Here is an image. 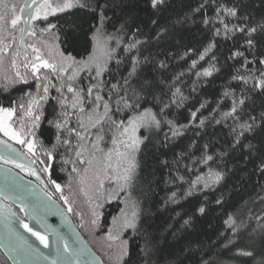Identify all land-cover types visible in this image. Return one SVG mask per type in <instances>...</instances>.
Masks as SVG:
<instances>
[{
	"label": "trees",
	"instance_id": "trees-1",
	"mask_svg": "<svg viewBox=\"0 0 264 264\" xmlns=\"http://www.w3.org/2000/svg\"><path fill=\"white\" fill-rule=\"evenodd\" d=\"M18 1H23L24 4V0ZM12 2L3 0L8 7ZM97 2L102 3L103 0H81L86 7L49 16L48 22L56 25L51 31L41 32L40 29L46 28L47 24L33 22L32 27L37 34L28 36L24 48L20 46L19 30L11 35L7 32L0 35V48L6 47V54L0 52V59H3V65H0V103L8 106L12 100L19 102L26 99V92H35V83L31 81V77L30 84L13 83L18 80L16 71L22 74L26 71L23 68L24 55L27 54L29 58L33 55L31 48L27 47L29 44L39 47L42 56L50 62L58 63L61 53L64 57L71 55L76 61L87 59L93 53L94 46L95 55L98 58L104 57V44L94 39L97 15L90 10ZM126 2L132 13L129 22H134L141 29L140 35L135 38H151L153 52L160 53L159 59L168 64L165 78L171 81L173 77L181 76L173 91L179 89L176 98L179 100L182 94L183 102L179 107L173 105L166 116L175 125L183 126L179 128L180 134L172 136L166 124L160 129L141 128L137 132V136L142 139L150 138L141 144L137 154L145 171L144 178L137 182L133 195L140 201L141 209L147 217L145 227L150 233L153 248L151 264H173L177 259L180 264H260L264 260V233L259 230V226L264 224V176L258 169L264 159V134H258L256 139L251 140L260 148V152L251 157L247 148L240 146L223 159L218 154L233 143L230 130L237 123L226 116L231 111L233 99L223 97L226 86L231 85L239 98L246 99V107L241 113L243 119L246 120L249 114L258 117L264 113V96L254 95L247 99L246 94L236 87L237 81L232 80L234 75H247L249 70L257 75V70L264 71V65L256 63V60L264 59V0H218V3L227 8L239 7V18L223 17L227 29L216 18L213 8L194 14L193 10L202 0H164L156 9L152 8L151 0ZM107 14L111 16L112 12ZM206 18H212L214 22L203 23ZM152 21L156 23L153 24ZM217 28L220 29L219 35L215 34ZM242 28L257 29L255 33H251L254 43L252 49H248L246 44L249 32H241L239 29ZM113 31L111 25L106 26L107 33ZM107 46L114 49V58L123 59L127 55L122 51L123 45L117 47L114 42H110ZM17 50L20 51L17 57L18 67L13 68L10 59ZM237 51L243 52L244 56L232 58ZM193 62L196 64L195 68L192 67ZM69 64V61L64 62L65 67H69ZM109 67H115V59L109 63ZM205 70L211 71L212 75H196ZM71 74L70 68L68 73L62 75L66 78ZM118 78L116 74V79ZM102 79L116 82V79L107 74ZM89 83V73L79 72L77 86L86 88ZM51 95H57L54 89L51 90ZM165 102H168L167 98ZM202 104L204 107H201ZM54 106V102L45 105L44 115L47 119L42 120L37 131L36 156L27 155L31 160H36L35 165L39 171L43 167L39 159L46 160L51 165V178L61 184L65 195L70 196L74 212L87 213L88 199L94 195L91 182L80 185L73 180L71 189L69 188L70 176H75L71 173L74 153L60 148L58 153H54V159L48 160L43 155V149L39 148V141L50 147L55 135V129L47 122L54 119ZM71 111L69 108V112ZM193 112L196 113L195 117L192 116ZM124 115L117 113L112 118L121 119ZM83 119L90 127L88 117L84 116ZM97 120L104 123V130L107 131L109 122L105 121L102 109L92 115V122ZM201 121L204 122L203 125ZM14 125L18 127V123ZM75 125L76 118L73 116L70 126ZM241 139L244 145L248 144V139ZM75 143L74 139L73 144ZM16 145L26 153L24 146ZM205 145L208 147L205 148ZM100 147L105 151L112 147L109 136L106 135L105 141L100 142ZM205 152L213 155L215 162L209 161L208 165L196 163ZM115 161L116 158L113 157V167ZM210 169L224 172V179L207 185L203 180L199 184L192 183L197 176L207 174ZM41 174L47 182V174ZM102 179L104 189L101 191H112L115 180L106 177ZM47 184L53 197L67 209L64 202L59 200V193H55L50 183ZM81 187L88 191V196L80 191ZM126 199L124 193L120 194L119 199L115 196L101 199V207L98 209L101 215L99 224L95 227L87 223V216L84 226H81L80 217L70 213L82 235L105 264H124L120 258L121 242L108 240L105 234L112 217L119 215L120 209L125 207L123 201ZM201 207L205 208L204 213L199 212ZM123 240L128 241V248L136 264H141L140 247L145 243L143 233L125 230L121 234V241ZM240 251H250L253 255H240ZM0 264H10L1 251Z\"/></svg>",
	"mask_w": 264,
	"mask_h": 264
},
{
	"label": "snow or ice",
	"instance_id": "snow-or-ice-1",
	"mask_svg": "<svg viewBox=\"0 0 264 264\" xmlns=\"http://www.w3.org/2000/svg\"><path fill=\"white\" fill-rule=\"evenodd\" d=\"M162 3H164V0H151L153 9H156ZM32 5H35V7L24 0L23 7L18 8L16 4H12L9 8L8 5L3 3V0H0V35L5 32L11 35L19 30L21 33L29 31L30 35L35 36L37 33L34 27L31 29L20 27L22 23L32 25L33 22H45L47 24L46 28H42L40 31H51L56 25L48 22L49 16H56L77 7H86L85 4L81 3V0H32ZM129 8L130 5L126 0H103L102 3L97 2L94 6H91L90 10L97 15V25L94 26V39L102 42L105 46L103 58H98L95 55L94 46L93 53H90L87 59L76 61L71 55L64 57L61 53V60L58 63L50 62L49 59L42 56L41 49L35 44L27 45L28 48H31L33 55L31 58L27 54L24 55L23 68L26 71L23 74L16 71L15 76L18 80L13 81V83L30 84L29 77H31V81L35 83V92H26L24 94L26 99L19 102L12 100L8 106L0 103V134L6 138L0 139V145L3 146L5 153L0 155V160L7 164L10 162L16 163L13 158L14 154L22 157L27 154H31L33 157L36 156L38 148L37 131L40 129L42 120L47 119L44 115L45 105L54 102V119L47 122L55 129V135L50 147L46 146L43 141H39V148L43 149V155L48 160H53L54 153H58L60 148L74 153L75 159L71 161L74 166L71 168V173L75 176H70L69 188L71 189L73 180L80 185L91 182V191L94 195L88 199V212H74L70 196L65 195L61 184L51 178V165L46 163V160L37 158L39 163L43 165L40 171L48 176L47 183L54 187L55 193H59V200H62L67 206V212L80 217L81 226H84L85 216H87L89 225L98 226L101 215L98 212L101 207L99 201L110 196L119 199L120 194L124 193L127 197L123 201L125 207L120 209L119 215L112 217V222L107 225L105 235L108 240L121 242L120 258L124 264H136L133 254L128 248V241H121V234L128 229L137 234L143 233L145 243L140 247L141 264H151L153 248L150 233L148 228L145 227L147 217L141 209L140 201L133 195L137 182L144 178L145 171V166L137 159V154L140 152L141 144L150 138L144 137L142 139L137 136V132L141 128L160 129L163 124H166L169 126L172 136L179 135V128L183 126L175 125L173 121L167 120L166 116L173 105L180 106L183 97L181 94V98L178 100L176 97L179 89L173 91L181 76H175L171 81L165 78L168 64L159 59L160 53L153 52L151 38L148 37L143 40L135 38L140 35L141 29L134 22H129L132 16ZM206 8H213L216 18L219 19L221 24L225 25V29H227V24L223 17L239 18L238 6L227 8L222 3H218V0H202L193 12L194 14L201 13ZM17 11L22 14L27 12V19L22 20V16L17 15ZM109 11L112 12L111 16L107 14ZM213 22L212 18H206L203 21L205 24H212ZM152 23L155 24L156 21H152ZM108 25H111L113 32H106V26ZM239 30L249 32L246 44L248 49H252L254 43L251 33H255L257 29L242 28ZM219 33L220 29L217 28L215 34L219 35ZM110 42H114L117 47L123 45L122 51L126 52L127 55L123 59L114 58L112 55L114 49L107 46ZM0 52L6 54V47L0 48ZM19 55V50L13 53L10 59L11 67H18L17 57ZM49 56H51V53H49ZM243 56V52L237 51L233 53L232 58ZM114 59L115 67H109V63ZM201 59H203V56ZM65 61L70 62L69 67L64 66ZM246 63H251V61H246ZM256 63L264 65V59L256 60ZM0 65H3V59H0ZM121 66H123L122 70ZM192 67H196L195 62H193ZM70 68L72 74L67 75L65 78L62 74L68 73ZM42 70L48 71L44 72ZM81 71L89 73L90 83L86 88L77 86V76ZM257 71L258 75L249 70L247 75H234L232 77V80L237 81L236 87L240 88L241 93L246 94L247 99H251L254 95L264 96V71ZM105 74L112 76L113 79H116V74H118L119 78L116 79L115 83H112L102 79ZM196 75L208 77L212 75V72L205 70L202 74L196 73ZM53 89L57 93L55 96L51 95ZM223 97L233 98L231 111L226 113V116L236 120L237 123L230 130V134L233 135V143L224 152L218 154L219 158L223 159L231 151H235L237 146L246 147L249 157L259 153L260 148L253 144L251 140L256 139L258 134H264V113H261L258 117L249 114L246 120L243 119L241 113L246 107V99L239 98L231 85L226 86ZM166 98L168 102H165ZM113 103L115 108H113ZM201 107H204V105L202 104ZM69 108L72 109L71 112H69ZM101 109L105 121L109 122L107 131L104 130L103 122L99 120L92 122V115H95ZM117 113L125 114L124 118L113 119L112 116ZM73 116L76 118V125L70 126V119ZM84 116L88 117L90 127L84 122ZM192 116L195 117L196 113L193 112ZM17 123L18 127H14L13 125ZM203 123L201 121V125ZM106 135L110 137L112 145L107 151L100 147V142L105 141ZM93 136L95 139H93ZM249 136L251 139H249ZM241 138L248 139V144L244 145ZM74 139L76 141L75 145L73 144ZM8 141H14L16 144L24 146L26 153L18 152ZM207 147L205 145V148ZM85 153H87V158H85ZM113 157L116 158L115 167H113ZM209 161L215 162V159L213 155L205 152L202 153L196 163L208 165ZM65 162L68 163L69 161ZM31 163L35 164L36 160H32ZM165 166H167L166 162ZM16 167L22 171L25 170L23 163H16ZM258 170L264 176V159L261 160ZM27 171L30 175L37 176L36 170L31 166L27 168ZM102 177L115 180L112 191H101V189H104ZM224 177V172L210 169L207 174L197 176L192 183L199 184L201 180L206 185L209 182L219 183ZM37 178L39 179V177ZM27 190V187H25V191ZM80 191L88 196V191L84 187H81ZM41 192L46 197L47 203L26 204L22 200L21 203L24 206L20 207L19 211L29 214L41 228L45 229V232L50 231L55 237V259H53L52 264H87L86 260H82V257L87 255L86 250L74 248L62 234L51 228L40 217L42 207L56 206L52 192L47 189H41ZM199 212L204 213L205 208H199ZM61 214L63 215V213ZM20 226L25 232L35 237L44 248L50 247L49 236L45 232L35 230L23 220H20ZM259 230L264 233V224L259 226ZM17 250L21 254L39 251L34 249V246L26 240ZM239 254L244 256L253 255L250 251H240ZM41 255L43 254L41 253ZM125 257H127L126 260ZM173 264H180V261L177 259ZM260 264H264V260H261Z\"/></svg>",
	"mask_w": 264,
	"mask_h": 264
},
{
	"label": "water",
	"instance_id": "water-1",
	"mask_svg": "<svg viewBox=\"0 0 264 264\" xmlns=\"http://www.w3.org/2000/svg\"><path fill=\"white\" fill-rule=\"evenodd\" d=\"M27 2L32 7H35V5H32V0H27ZM20 15L22 16V20L27 19V12L23 14L20 13ZM32 25L22 23V27L25 29L33 28ZM29 35V31L21 33L20 46L22 48H24L25 41ZM0 139L5 138L0 135ZM8 143L18 152H24L12 142L8 141ZM4 154L3 146L0 145V155ZM13 158L16 163H23L25 165V170L22 171L17 168L16 163L10 162L5 164L3 160H0V205L8 207L12 214L15 213L13 216L19 221L23 220L24 222L31 223L38 231L45 232V229L41 228L29 214L20 212L19 209L24 206L21 203L22 200H24L26 204L47 203L46 197L43 196L41 189H47L50 192V188L36 165L31 163L32 160L28 155L22 157L14 154ZM29 166L36 170L37 176L28 173L27 168ZM37 177H39V179ZM25 187H27V191H25ZM53 200L56 201V206L48 208L42 207L40 210V217L50 225L51 228L56 229L62 234L67 242L74 248L85 249L87 255L86 257H82V260H86L87 264H105L100 255L82 235L72 216L67 212L63 204L54 197ZM61 213H63V215ZM45 234L49 236L50 242L55 246V237L51 232L48 231L45 232ZM25 240L32 244L34 249L39 250V248L28 239L24 231L0 212V251L10 264H52L55 256L50 258L40 250L38 252L31 251L27 254L19 253L17 249ZM41 253L43 255H41ZM45 257H47V259H45Z\"/></svg>",
	"mask_w": 264,
	"mask_h": 264
},
{
	"label": "bare ground",
	"instance_id": "bare-ground-1",
	"mask_svg": "<svg viewBox=\"0 0 264 264\" xmlns=\"http://www.w3.org/2000/svg\"><path fill=\"white\" fill-rule=\"evenodd\" d=\"M0 212L6 217L8 218L11 222H13L15 225H17L22 231H24V233L28 236V239L34 243L39 250L45 254L46 256L53 258L55 256V246L50 242V247L49 248H44L43 245H41L39 243V241H37L35 239V237H33L30 233L25 232V230L20 226V221L13 216L12 212L10 211V209L6 206L0 205ZM29 225L31 227H33L35 230L38 231V229L36 227H34L31 223H29Z\"/></svg>",
	"mask_w": 264,
	"mask_h": 264
},
{
	"label": "rangeland",
	"instance_id": "rangeland-1",
	"mask_svg": "<svg viewBox=\"0 0 264 264\" xmlns=\"http://www.w3.org/2000/svg\"><path fill=\"white\" fill-rule=\"evenodd\" d=\"M13 2L11 3V5L12 4H16L17 6H18V8L19 7H22L23 6V1H18V0H12ZM11 5L9 4V7H11ZM17 15H20V12L19 11H17ZM14 127H15V125H13ZM1 136H3L2 134H0ZM5 138V137H4ZM6 139V138H5ZM10 142H12L13 144H15L16 145V143L14 142V141H10ZM19 145V144H18Z\"/></svg>",
	"mask_w": 264,
	"mask_h": 264
}]
</instances>
